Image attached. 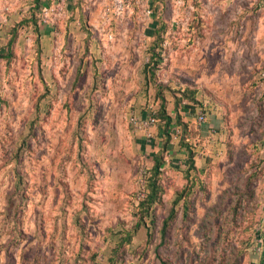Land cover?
<instances>
[{"label":"rangeland","instance_id":"374dc122","mask_svg":"<svg viewBox=\"0 0 264 264\" xmlns=\"http://www.w3.org/2000/svg\"><path fill=\"white\" fill-rule=\"evenodd\" d=\"M74 1L0 0V264H264V0ZM158 97L197 144L138 208Z\"/></svg>","mask_w":264,"mask_h":264},{"label":"trees","instance_id":"16d2710c","mask_svg":"<svg viewBox=\"0 0 264 264\" xmlns=\"http://www.w3.org/2000/svg\"><path fill=\"white\" fill-rule=\"evenodd\" d=\"M35 6L39 9L40 4H39V0H35ZM83 1V0H80ZM80 7V4L77 3L76 8ZM82 16H79V18H81ZM30 22H32V26H33V31L36 34V40H37V44L39 45V33H40V27L37 24V16L36 14H32V15H28L24 18H22L21 20V24L24 23L26 25L30 24ZM21 24H19L18 26H20ZM15 30L11 31V38L9 39V42L7 43V47L9 50L7 52L6 55L2 54V52H0V57L1 58H5V60H9L10 59V54H11V47L13 45L14 39H15V35H14ZM155 54V53H154ZM150 62V61H149ZM147 63L146 67L149 68L150 67V63ZM158 100H160L158 106L157 103L155 110L153 111V119H154V124H153V128H152V135L157 136L160 135L162 137V141L163 143L160 144V147L158 148L157 152L154 154V158H153V164L152 166L147 170V173L144 176V196L141 198H138L137 195L136 199H137V204L136 206L138 208H148L149 206H151L157 199V192L160 190L161 188V183H160V177H161V167L164 163V161L162 160V151L165 149L167 150V144L172 136H171V125L175 124L178 127L179 133L177 135V143L180 144V146L184 147V150L186 153L190 154V158L191 157V153H193V149L191 146H187V144H197L196 143V139L193 138H189L188 136H186L187 132H188V124L186 121L183 120L182 117V112L186 113V112H190L193 111L194 108L192 106V104L190 103H183L180 105V102H177V105L175 106V111H174V116H172L170 114V112L167 110L168 108L166 107V102L164 100L163 97H158ZM154 109V107L152 108ZM150 111L149 108L147 109L146 115H149ZM197 118V115H196ZM205 127H207V130L210 127V124H208V122L206 121V118L203 122H201ZM205 130V131H207ZM182 147V148H183ZM189 164L193 166V160L190 159L188 160ZM148 212V211H147ZM173 213V211L171 212ZM136 227V226H135ZM135 229V228H134ZM126 230H124L122 237L123 239H130V235L132 236L133 232H125ZM162 264H167L166 261H162Z\"/></svg>","mask_w":264,"mask_h":264},{"label":"built area","instance_id":"2783aa9c","mask_svg":"<svg viewBox=\"0 0 264 264\" xmlns=\"http://www.w3.org/2000/svg\"><path fill=\"white\" fill-rule=\"evenodd\" d=\"M122 0H115V4H116V7H117V10H121L122 9ZM118 4V6H117ZM149 11V10H148ZM109 36H111V33H109ZM149 111H150V114L149 115H144V120H140L137 116L135 115H132L129 117V122L130 124L132 125V127L134 129H143L145 132H146V135L147 137H149V140L152 139L153 135H152V130L151 128H153V122H154V119H153V109L152 107L149 106ZM206 118V115L204 112H197V121L199 123L203 122ZM179 133V130L177 128L174 129V136H177V134ZM144 176H145V173L143 174V177L140 179V187H139V191H138V194H137V197L138 198H141L144 196Z\"/></svg>","mask_w":264,"mask_h":264},{"label":"crops","instance_id":"0c3cea01","mask_svg":"<svg viewBox=\"0 0 264 264\" xmlns=\"http://www.w3.org/2000/svg\"><path fill=\"white\" fill-rule=\"evenodd\" d=\"M40 1V0H39ZM74 1V0H73ZM75 3H79L80 2V0H75L74 1ZM77 9V8H76ZM80 16V15H79ZM151 105V104H150ZM149 105V106H150ZM145 114V113H144ZM171 114V113H170ZM175 128H177L178 129V127L175 125V124H172L171 125V136H172V138H171V140L168 142V143H166V144H178L177 143V136H174V129ZM134 130V129H133ZM135 131H137V130H135ZM178 135V134H177ZM163 139H162V137L160 136V135H157V136H154V137H152V139L151 140H148V142L146 141V142H144L143 144H152L153 146H154V148H155V150H154V152L156 153L157 152V150H158V148L160 147V144H162L163 143V141H162ZM152 146V147H153ZM155 153H153V154H151V157L152 158H154L153 156H154V154ZM150 155V154H149Z\"/></svg>","mask_w":264,"mask_h":264}]
</instances>
